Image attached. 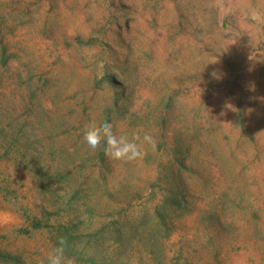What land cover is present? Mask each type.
<instances>
[{
    "label": "rangeland",
    "instance_id": "rangeland-1",
    "mask_svg": "<svg viewBox=\"0 0 264 264\" xmlns=\"http://www.w3.org/2000/svg\"><path fill=\"white\" fill-rule=\"evenodd\" d=\"M95 122L142 158L91 151ZM264 264V0H0V264Z\"/></svg>",
    "mask_w": 264,
    "mask_h": 264
},
{
    "label": "clouds",
    "instance_id": "clouds-1",
    "mask_svg": "<svg viewBox=\"0 0 264 264\" xmlns=\"http://www.w3.org/2000/svg\"><path fill=\"white\" fill-rule=\"evenodd\" d=\"M140 139L134 136L131 140L127 136H117L111 123L104 122L97 125L95 122L85 126L83 140L88 148L95 152L102 150L109 158L121 162H133L143 157L141 150L144 143L155 147L153 137L149 134L143 136L142 144L136 141ZM67 242L61 237L47 257L48 264H75L74 260L66 256Z\"/></svg>",
    "mask_w": 264,
    "mask_h": 264
}]
</instances>
